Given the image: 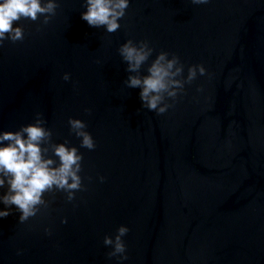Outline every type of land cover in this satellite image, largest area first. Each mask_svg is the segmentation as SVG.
I'll list each match as a JSON object with an SVG mask.
<instances>
[{
  "label": "water",
  "instance_id": "95a60500",
  "mask_svg": "<svg viewBox=\"0 0 264 264\" xmlns=\"http://www.w3.org/2000/svg\"><path fill=\"white\" fill-rule=\"evenodd\" d=\"M85 7L57 0L47 23L14 22L24 39L0 47V131L40 113L53 143L83 154L84 185L72 201L44 193L47 206L24 222L8 205L0 264H120L103 239L121 224L123 264H264V0H130L112 33L88 25ZM128 39L153 48L142 75L160 51L185 76L191 65L206 73L157 114L126 83ZM69 117L85 121L94 149Z\"/></svg>",
  "mask_w": 264,
  "mask_h": 264
},
{
  "label": "clouds",
  "instance_id": "9594fccd",
  "mask_svg": "<svg viewBox=\"0 0 264 264\" xmlns=\"http://www.w3.org/2000/svg\"><path fill=\"white\" fill-rule=\"evenodd\" d=\"M193 4H208L210 0H191ZM130 0H86L85 11L81 18L88 25L103 26L109 33L120 28ZM57 0H0V47L6 40L16 42L24 39L21 24L14 23L22 18L36 21L43 17L47 23L55 13ZM120 56L127 62L130 73L126 83L130 87H139V96L143 106L157 114L165 113L173 106L185 84H190L198 75H204L203 64L191 65L184 75V65L175 54L160 51L148 64L146 74H140L142 65L148 61L153 48L147 40L128 39L119 46ZM63 79H70V73L64 72ZM169 98L173 103H169ZM90 111V109H85ZM70 131L80 138V146L89 150L96 144L93 136L86 130L84 120L69 117ZM52 131L45 126L40 113H36L34 122L22 125L18 130L0 131V188L7 185V190L0 195V218L9 215L8 205H15L20 212L19 221L24 222L40 211V206H47L44 193L62 190L68 201H72L76 191L84 188L82 184L81 161L83 154L67 141L53 143ZM51 151V155H47ZM101 181L104 180L100 176ZM66 223V218L62 220ZM129 231L121 224L116 234L105 235L103 243L111 246L108 257H116L123 264L127 260L126 245L122 239ZM45 232L50 229L45 228Z\"/></svg>",
  "mask_w": 264,
  "mask_h": 264
}]
</instances>
